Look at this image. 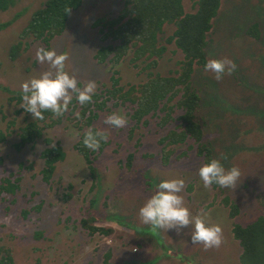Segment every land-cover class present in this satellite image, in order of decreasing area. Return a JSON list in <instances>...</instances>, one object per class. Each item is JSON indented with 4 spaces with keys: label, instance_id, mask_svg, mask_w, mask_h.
Masks as SVG:
<instances>
[{
    "label": "rangeland",
    "instance_id": "1",
    "mask_svg": "<svg viewBox=\"0 0 264 264\" xmlns=\"http://www.w3.org/2000/svg\"><path fill=\"white\" fill-rule=\"evenodd\" d=\"M45 2L13 0L0 10V130L5 133V139L0 135V264H241L243 247L233 228L264 216V0H222L213 19L207 60H233L237 68L232 75L217 81L195 66L192 82L201 96L196 117L203 141L213 158L227 155L225 168L241 171L235 189L212 185L211 190L199 177L206 162L199 143L194 138L163 141L180 127L182 92L169 95L140 120L133 117L136 103L115 92L144 84L149 72L177 76L184 53L167 40L175 23H166L159 35L158 46L165 50L157 65L148 66L152 60L147 57L134 59L135 46L120 61L113 53L100 60L101 48L118 43L105 34L124 0H82L49 42L25 32ZM183 5L185 12H194L198 0H183ZM41 46L68 53L65 70L80 87L94 80L98 96L85 113L77 100L63 116L54 119L51 113L38 122L44 136L19 145L21 128L38 120L21 107V84L49 70L36 59ZM113 112L127 114L124 128L103 123ZM88 129L108 135L103 148L90 155L92 162L76 147ZM53 146L63 149V158L48 180L42 153ZM173 178L185 181L180 195L192 214L203 209L209 223L221 226L218 248L193 244L191 225L177 232L153 230L141 222L139 209L162 180ZM7 179L16 184L13 190L1 188ZM229 201L239 206L235 216ZM95 227L100 229L93 231Z\"/></svg>",
    "mask_w": 264,
    "mask_h": 264
},
{
    "label": "trees",
    "instance_id": "2",
    "mask_svg": "<svg viewBox=\"0 0 264 264\" xmlns=\"http://www.w3.org/2000/svg\"><path fill=\"white\" fill-rule=\"evenodd\" d=\"M82 0H47L43 7L36 10L25 32L35 38H44L49 42L54 35L61 33L71 12L78 8ZM13 0H0V10L10 7ZM222 0H198L196 11L185 12L183 0H124V8L120 15L108 22L106 37L117 40V44H108L101 48L98 57L100 60L113 53V59L117 62L128 55L131 47H134V59L147 57L152 61L148 66L158 64V58L163 55L165 46H158V38L163 32L166 23H175L174 33L168 37V41H175L176 45L184 53V59L180 62L177 76H164L159 73L149 72V78L140 86L133 85L131 89L123 91L116 88L120 99L136 103L133 117L136 120L142 119L145 115L158 110L164 99L169 95H176L181 91L179 100L180 107L184 110L181 116L179 129L172 130L163 141L170 144L182 143L190 138H194L198 144V153L204 159L210 161L213 158L211 147L204 143V131L201 123L197 120L196 113L201 106V96L192 78L195 66L204 67L207 62L208 33L213 26V19L218 15ZM70 9V12L67 10ZM105 37V38H106ZM155 57V58H153ZM136 92H138L136 94ZM98 96L97 94L93 97ZM92 97V98H93ZM76 99H73V102ZM87 110V104L84 105ZM165 107H162L164 109ZM44 119L51 114L45 111ZM27 123L21 128V141L19 145L34 142L37 138L44 136L39 126V119ZM11 125L12 121L9 122ZM15 123V122H14ZM94 131L96 129H93ZM2 139L5 133L0 130ZM83 137L78 141L76 147L82 152L89 162H92L90 155L94 152L83 145ZM50 141V140H49ZM106 142L102 141L100 149ZM42 156L45 158V177L50 180L56 162L63 158V149L59 146L46 148ZM91 169L94 170L93 165ZM9 184H2V189L13 190L16 184L7 179ZM215 187L219 185L213 184ZM231 207V215L235 216L239 212V206L228 202ZM84 223H87L84 220ZM93 228V231L99 230ZM235 237L240 240L243 247L241 264H264V216H259L252 223L243 226L235 224Z\"/></svg>",
    "mask_w": 264,
    "mask_h": 264
},
{
    "label": "clouds",
    "instance_id": "3",
    "mask_svg": "<svg viewBox=\"0 0 264 264\" xmlns=\"http://www.w3.org/2000/svg\"><path fill=\"white\" fill-rule=\"evenodd\" d=\"M67 11L70 12V9ZM36 59L40 64L47 63L49 70L21 84L23 101L21 107L31 113L34 120H43L45 111H50L54 119L63 116L74 95L81 105L92 102L98 85L94 80H89L83 87L78 86L80 82L76 76L65 70L66 62L69 61L68 53L58 54L54 48L41 46L37 48ZM236 68V63L227 57L208 59L204 65V71L211 72L217 81L222 80L225 75H232ZM128 122L127 114L120 112H113L103 120L105 125L112 128H124ZM107 139L105 130L88 129L84 133L83 145L96 151L101 142H106ZM226 159L227 155L222 153L218 158H212L200 166L199 177L205 189L211 190L213 184L221 188L237 187L241 171L236 166L225 168L222 160ZM184 186L185 181L180 178L162 180L155 194L151 195L139 209L141 222L150 225L153 230L175 229L177 232L191 225L194 229L191 232L193 244H202L205 249L218 248L223 239L221 226L209 223V214L203 209L196 215L192 214L183 196L180 195Z\"/></svg>",
    "mask_w": 264,
    "mask_h": 264
},
{
    "label": "bare ground",
    "instance_id": "4",
    "mask_svg": "<svg viewBox=\"0 0 264 264\" xmlns=\"http://www.w3.org/2000/svg\"><path fill=\"white\" fill-rule=\"evenodd\" d=\"M79 104V103H78Z\"/></svg>",
    "mask_w": 264,
    "mask_h": 264
}]
</instances>
